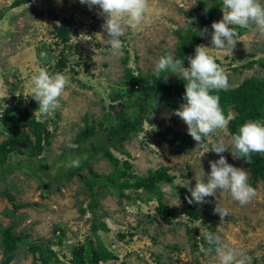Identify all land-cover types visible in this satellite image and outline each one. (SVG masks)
<instances>
[{
    "label": "rangeland",
    "instance_id": "obj_1",
    "mask_svg": "<svg viewBox=\"0 0 264 264\" xmlns=\"http://www.w3.org/2000/svg\"><path fill=\"white\" fill-rule=\"evenodd\" d=\"M14 1L0 0V12L4 14L0 18V145L13 132L1 119L9 107L31 110L47 123L51 137L50 143L35 157L20 152L11 155L13 162L29 161L46 183L24 170L0 179V229L11 226L26 239L20 243L10 264H40L28 249L27 243L34 241H51L50 246L59 257L56 264H75L74 248L86 244L90 249L91 240H96L91 231L92 214L89 210L81 212V208H88L90 194L78 176L59 185L55 181L58 166L68 168L66 165L71 160L78 158L81 163L88 157V152L80 153L68 145L74 143L86 125H94L99 130L100 124L106 127L115 121L121 105L112 109V97L121 89L126 66L145 74L154 71L163 53L175 52V31L190 22L187 13L195 12L198 0H148L149 8L142 25L126 28L121 37L123 49L119 56L110 54L107 33L102 28L104 17L98 7L89 9L79 0H29L12 7ZM260 2L264 4V0ZM222 16L215 21H220ZM60 25L68 29L66 42L57 33L56 27ZM212 31L211 27L201 47L206 46L209 55L224 69L229 87L239 85L250 76L264 78V65H245L251 60H264V33L254 24L248 28L237 27L240 41L231 53L212 47ZM41 53H46V58ZM62 53L66 57L63 68L60 67ZM40 68L50 74L61 73L69 81L60 100L61 107L48 116L40 114L38 102L31 96L33 77ZM128 98L139 100L136 95ZM185 102L176 101L173 109L150 107L143 130L130 134L118 149H111L119 159H128L132 172L139 175L158 167L167 168L174 181L162 185L163 199L178 214L170 218L160 216L158 201H146L143 191L129 190L131 198H120L100 185L97 210L108 230L101 229L98 235L117 258L99 264H219L217 253L200 242L209 232L246 253L250 264H264V180L254 181L245 162L241 158L233 159L228 125L197 144L188 134L187 125L174 114ZM234 115L231 110L228 119ZM23 129L28 131L29 127L24 125ZM221 140L230 147L223 153L228 163L248 172V182L256 189V195L250 203L241 206L230 193L219 191L217 198L207 197L206 202L197 204L202 216L193 220L185 213L182 190L186 188L178 184L188 179L194 187L202 171L210 172L209 161L219 159L210 149ZM90 162L99 174L114 171L113 164L102 154ZM83 173L91 175L88 169ZM204 179L206 182V175ZM187 193L191 195L188 190ZM218 202L228 211L223 220L214 212ZM86 253L89 256L90 250ZM1 258L0 242V264ZM84 264L93 263L87 259Z\"/></svg>",
    "mask_w": 264,
    "mask_h": 264
},
{
    "label": "trees",
    "instance_id": "obj_2",
    "mask_svg": "<svg viewBox=\"0 0 264 264\" xmlns=\"http://www.w3.org/2000/svg\"><path fill=\"white\" fill-rule=\"evenodd\" d=\"M29 0H15L12 7L19 6ZM222 0H198L195 12H188L190 18L185 26L175 31L177 34V43L175 44V53L183 62L184 67L189 66L188 57L195 55V49L198 45H202L204 36L198 35V32L205 27L208 32L212 23L222 14ZM0 12V18L3 17ZM61 41L66 42L69 39L68 29L60 26L56 27ZM207 32V33H208ZM60 42V41H59ZM62 43V42H61ZM60 43V44H61ZM167 53H163L165 55ZM63 60L61 68L66 66V57L62 53ZM259 63L264 65V60H251L246 66H253ZM168 79L157 80L154 71L135 72L134 69L126 66L123 75L121 89L112 97V109L121 105L120 111L115 114V121L110 126H99V130L94 125H86V127L77 135L73 144H77L80 153L88 152V157H84L79 167L58 166V173L55 175V181L59 185L64 182L71 181L78 176L84 182L90 194L88 208H81L82 213L88 210L92 214V234L96 237L95 242L91 240L89 246L79 244L74 248L73 259L75 264H84L87 259L93 264H99L101 261H107L117 258V256L109 250L100 240L99 230H108L106 222L101 220L99 216V199H97L98 187L100 185L107 187L120 198H131V194L127 191H143L145 200L156 199L159 203L158 213L160 216L170 218L178 214L177 210L170 208L164 202V183L174 181V176L170 174L165 167H158L148 171L146 175H139L132 172V163L126 159H119L111 150L112 147L118 149L123 145L124 141L130 137L133 132L137 133L143 130L145 120L148 118L146 111L152 106L166 107L173 109L176 101H184L183 94L185 92V81L182 77L175 74H167ZM213 94L220 97V106L223 113L228 119L230 111L234 110L235 115L228 119V129L233 136L238 133L240 126L249 120H259L264 122V78L250 76L242 83L235 87H229L228 90H221ZM138 96V101L129 99V96ZM119 101L113 104V101ZM112 113V112H111ZM1 119L12 128L13 132L0 145V179H6L9 174L16 170L27 171L32 176L37 177L39 181L46 183V179L40 174L34 165L29 161L19 160L13 162L11 155L16 152L35 157L42 153L45 147L50 143L51 132L47 123L38 119L31 110L22 111L20 107H9L5 110ZM149 120V119H148ZM29 127L28 131L23 126ZM91 141V142H90ZM24 143L26 148L20 146ZM99 154L106 157L114 166V171L107 175H102L94 171L90 164L91 159ZM249 168L253 180H264V156L261 153H253L250 162H246L241 158ZM88 169L90 174H84L83 171ZM82 173V174H80ZM254 183V182H253ZM184 191V197H190L187 190ZM185 213L193 220H198L202 216V210L197 204H189L186 200ZM211 230H213L211 228ZM0 242L2 246L1 264H10L17 255L20 243L26 242L22 234L16 233L13 227L8 226L0 229ZM97 241V242H96ZM50 242H29L27 243L29 251L32 252L35 260L40 264H56L59 262L58 254L50 246ZM200 242L206 247L216 252L215 246H210L205 235L200 238ZM198 247V246H197ZM90 250L87 256L86 251ZM88 257V258H87ZM122 264H126L123 262Z\"/></svg>",
    "mask_w": 264,
    "mask_h": 264
},
{
    "label": "clouds",
    "instance_id": "obj_3",
    "mask_svg": "<svg viewBox=\"0 0 264 264\" xmlns=\"http://www.w3.org/2000/svg\"><path fill=\"white\" fill-rule=\"evenodd\" d=\"M89 9L98 7L99 14L104 17L103 30L107 33L106 44L110 48V54L119 56L122 54L123 43L121 37L126 28H138L142 25L148 12V0H79ZM223 16L220 21H214L211 25V44L217 50L227 49L231 53L238 41L236 28H248L255 25L264 33V4L260 0H222ZM208 29L198 32L205 36ZM46 58V53H41ZM189 66L184 67L183 62L175 52L161 56L155 65L154 74L157 80L167 81L169 73L182 77L185 81V92L179 108L174 114L186 125L187 132L197 144L205 138L223 130L229 121L226 119L220 106V97L213 94L221 90H228L229 79L224 69L209 55L205 47L198 45L195 55L189 56ZM69 85L67 77L61 73L50 74L45 68H40L38 74L33 77V92L31 96L38 102V111L42 116L53 114L61 107L60 100ZM37 110V109H36ZM68 147L76 149L77 144H69ZM219 159L210 160V172L202 171L195 186L191 181L183 179L178 185L186 188L190 197H185L189 204H203L207 197H216L219 191L230 193L233 200L241 206L250 203L256 195L248 180V172L228 163L223 155L230 147L219 141L210 149ZM231 154L233 159L243 158L250 162L253 153L264 154V122L249 120L240 126L238 133L231 137ZM208 152V151H207ZM80 160H71L67 167H79ZM202 168V167H201ZM205 175L207 176L205 182ZM214 212L223 220L228 215L226 208L217 203ZM205 239L210 246H215L219 264H250V257L243 251L224 243L218 235L211 232L205 234ZM201 251H205L201 247Z\"/></svg>",
    "mask_w": 264,
    "mask_h": 264
},
{
    "label": "water",
    "instance_id": "obj_4",
    "mask_svg": "<svg viewBox=\"0 0 264 264\" xmlns=\"http://www.w3.org/2000/svg\"><path fill=\"white\" fill-rule=\"evenodd\" d=\"M22 147L26 146L24 143L20 144Z\"/></svg>",
    "mask_w": 264,
    "mask_h": 264
}]
</instances>
